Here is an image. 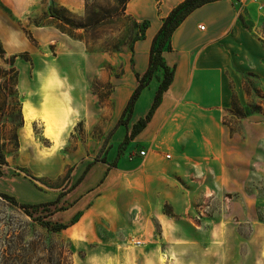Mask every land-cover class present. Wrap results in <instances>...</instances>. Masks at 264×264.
Wrapping results in <instances>:
<instances>
[{"label":"rangeland","instance_id":"obj_1","mask_svg":"<svg viewBox=\"0 0 264 264\" xmlns=\"http://www.w3.org/2000/svg\"><path fill=\"white\" fill-rule=\"evenodd\" d=\"M122 1L0 0V145L7 161L1 166L0 191L31 204L52 201L62 192L55 205L26 210L44 224L70 226L78 215L69 210L67 196L74 181L96 159L112 163L117 150L124 154L130 142L123 140L132 127L124 134L128 123L119 124L118 119L137 84L131 48L142 20L123 13ZM249 18L253 57L237 81L229 80L222 123L234 140L223 152L224 178L216 187L218 195L180 200L185 218L161 202L163 215L184 221V227L202 229L200 240H209L215 227L221 230L222 245L216 248L204 240L198 246H179L170 256L173 260L177 255L181 262L175 259L173 264H264V16L254 6ZM58 57L72 70L78 102L68 103L62 96L54 70ZM33 75L41 86L35 108L29 107ZM151 89L146 87L141 106ZM140 148L138 144L128 148L127 161ZM208 186L214 191V184ZM111 197L108 193L106 201ZM121 198L126 201V192ZM4 220L14 226L26 224L27 238L45 240L38 257L49 263L136 264L134 223L130 233L116 238L115 247L103 243L102 221L97 228L100 239L93 238L91 217L90 227L84 224V239H75L70 228L51 232L0 197V231L7 229ZM121 227L124 222L117 229ZM158 256V264H165L166 257Z\"/></svg>","mask_w":264,"mask_h":264},{"label":"crops","instance_id":"obj_2","mask_svg":"<svg viewBox=\"0 0 264 264\" xmlns=\"http://www.w3.org/2000/svg\"><path fill=\"white\" fill-rule=\"evenodd\" d=\"M181 1H127L126 12L130 16L138 21H148L144 37L134 43V73L141 75L146 70L153 36L163 18ZM260 1L262 9L252 0L207 2L194 9L177 26L171 35V50L162 53L166 65L173 68L172 81L150 121L126 146V150L136 148L137 144L141 148L135 149L131 162L127 161L124 149L116 166L109 167L102 161L91 163L81 180L76 182V179L67 193L71 196L69 210L72 214L78 213L67 227L72 238L84 239V224L87 222L89 226L91 217L93 238L100 239L97 228L102 221L105 228L102 230L103 243L118 247L116 238L130 233L131 223H134L133 237L141 242L135 245L136 264H158V253L166 257L165 264H173L175 259L180 261L177 255L174 257L177 247L198 246L204 240L216 248L222 245L221 230L217 231L215 227L210 231L209 240L207 237L200 240L202 229L184 227V221L170 214L163 215L161 204L168 202L172 213L185 218L186 209L180 207V200H191L196 195L199 199L218 195L216 187L224 178L223 152L234 140L222 123L229 104V80L237 81L239 73L250 68L253 53L249 51L246 25L250 21V8L257 6L264 16V0ZM199 25L204 28L200 29ZM61 41L63 37L58 33V42ZM54 70L66 102H78V99L74 100L72 90L76 79L68 64L58 57ZM161 77L162 70H157L147 86L152 89L143 106L140 105L141 97L146 87L141 91L124 134L146 114ZM32 84L34 90L28 105L35 108L41 87L40 79L35 75ZM27 96L24 92L23 99ZM137 110L140 111L137 113ZM142 149L144 155L139 154ZM127 163L131 166H126ZM184 168H188V172ZM243 181V178L238 179L239 183ZM207 183L214 184V191ZM123 191L127 196L124 202ZM108 193L112 196L110 202L106 201ZM133 202L134 211L131 209ZM123 222L124 227L117 229Z\"/></svg>","mask_w":264,"mask_h":264},{"label":"trees","instance_id":"obj_3","mask_svg":"<svg viewBox=\"0 0 264 264\" xmlns=\"http://www.w3.org/2000/svg\"><path fill=\"white\" fill-rule=\"evenodd\" d=\"M128 0H123V13L126 11V3ZM215 0H182L176 6H174L166 17L163 18L162 24L153 36L149 48V58L148 65L143 74L135 72V77L137 84L133 91L131 92L129 98L126 101L125 106L122 109V112L119 116V124H127L132 116L136 100L138 99L141 91L147 87L151 79L155 76L157 70H162V77L159 79L158 87L153 96L150 107L148 108L146 114L143 117L137 119L133 124L130 132L125 134L123 143H126L127 140L134 138V136L139 133L146 124L152 118L155 109L160 104L163 92L169 87L172 78H173V68L166 65L162 53L164 51L171 50V35L177 26L186 18L197 7ZM141 29L139 34L136 36V40L144 37V32L148 26V21L143 20L141 22ZM133 52V48H131ZM124 119V122L122 120ZM120 155L119 149L117 150L116 157L112 163L107 162L105 159H102V162H107L109 167L116 166L117 159ZM95 161H98L97 159ZM94 161V162H95ZM7 161L5 155L0 145V176L2 175L1 166L6 165ZM86 171V169H85ZM85 171L83 174H85ZM83 174L78 178V181L81 180ZM62 192L52 200L47 202H40L36 204L31 203H20L16 200L13 195H9L5 192L0 191V197L9 202L12 206L18 207L23 210V212L33 221L40 222L46 229L51 232H58L62 229L67 228L69 225L61 222H45L41 221L39 217H33L32 214L26 211L30 207H44L49 205H55L58 200L61 198ZM3 220V219H2ZM7 221V220H6ZM4 220V225L6 224L7 229L0 231V264H47L50 261L47 259H42L38 257V247L44 246V241L42 238L34 240L33 238H27L26 236V224L20 223L19 225H10ZM1 222V221H0ZM54 264H58V261Z\"/></svg>","mask_w":264,"mask_h":264},{"label":"built area","instance_id":"obj_4","mask_svg":"<svg viewBox=\"0 0 264 264\" xmlns=\"http://www.w3.org/2000/svg\"><path fill=\"white\" fill-rule=\"evenodd\" d=\"M234 1H236V2H241V1H243V0H234ZM252 1H254L255 3L258 4V8H259V9H262L263 5H262V3H261L260 0H252ZM199 28H200V29H203V28H204V25H199ZM144 153H145V151H144L143 149L139 151V154H140V155H144ZM166 156L169 157L168 154H167ZM140 243H141V242H140L139 240H134V244H135V245H140Z\"/></svg>","mask_w":264,"mask_h":264},{"label":"bare ground","instance_id":"obj_5","mask_svg":"<svg viewBox=\"0 0 264 264\" xmlns=\"http://www.w3.org/2000/svg\"><path fill=\"white\" fill-rule=\"evenodd\" d=\"M133 244H134V240H132Z\"/></svg>","mask_w":264,"mask_h":264},{"label":"clouds","instance_id":"obj_6","mask_svg":"<svg viewBox=\"0 0 264 264\" xmlns=\"http://www.w3.org/2000/svg\"><path fill=\"white\" fill-rule=\"evenodd\" d=\"M62 146V145H61Z\"/></svg>","mask_w":264,"mask_h":264}]
</instances>
